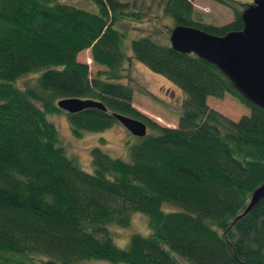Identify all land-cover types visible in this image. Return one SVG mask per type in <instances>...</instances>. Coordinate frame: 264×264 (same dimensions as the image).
<instances>
[{"label":"trees","instance_id":"obj_1","mask_svg":"<svg viewBox=\"0 0 264 264\" xmlns=\"http://www.w3.org/2000/svg\"><path fill=\"white\" fill-rule=\"evenodd\" d=\"M88 1L91 9L65 0H0V257L264 264V196L237 218L264 181V110L214 65L169 43L176 25L219 36L241 30L249 3L214 0L232 13L216 25L193 0ZM144 21L148 31L140 30ZM161 28L163 38L156 36ZM85 49L105 68L94 76L77 60ZM132 60L184 94L176 127L132 106L134 88L121 81ZM29 74L33 81L18 86ZM226 94L249 113L231 120L208 106V97ZM66 98L100 101L106 111L68 113L57 107ZM61 112L75 138L114 126L113 113L144 122L147 131L128 142V160L92 147L86 171L48 119ZM134 214L146 217L148 233L133 232L120 247L108 227H128Z\"/></svg>","mask_w":264,"mask_h":264},{"label":"rangeland","instance_id":"obj_2","mask_svg":"<svg viewBox=\"0 0 264 264\" xmlns=\"http://www.w3.org/2000/svg\"><path fill=\"white\" fill-rule=\"evenodd\" d=\"M76 6H82L91 9V2L88 0H65ZM150 5V0H144ZM240 3H251L253 0H236ZM194 8L205 16V21L222 25L232 19L230 9L214 0H193ZM155 8V4L152 5ZM170 24L169 20H164ZM134 23L129 25L130 34L134 35ZM151 24L144 21L140 25V30L148 31ZM166 34L164 28L156 32V36L163 38ZM77 60L89 65L90 76L105 69L103 66L95 64L91 59L89 49H85L77 54ZM123 71V83H128L133 86L134 93L132 106L142 115L146 116L153 122L161 126L176 127L177 113L180 104L184 99V94L174 84L168 81L160 74L152 72L148 67L140 62L132 60L125 63ZM34 75L29 74L17 81V85L24 87L26 82L31 83ZM150 94L151 97L148 95ZM207 104L210 108L216 110L223 116L231 120H238L241 116L248 114L249 109L242 104L237 98L226 94L222 98L208 97ZM57 127L62 143L66 147L67 153L75 157L81 168L86 171H91L90 150L97 146L103 151L114 157H122L129 159L128 142L135 136L130 134L119 122L114 126L100 132H85L79 138L72 136L67 116L64 112L50 115L48 119ZM147 219L144 215L134 214L128 227L109 226V232L114 239V242L123 247L126 245L127 239L133 232L142 234L148 233ZM0 264H44L42 258L30 259L26 255H12L10 257H0ZM82 264H108L106 261H88Z\"/></svg>","mask_w":264,"mask_h":264},{"label":"water","instance_id":"obj_3","mask_svg":"<svg viewBox=\"0 0 264 264\" xmlns=\"http://www.w3.org/2000/svg\"><path fill=\"white\" fill-rule=\"evenodd\" d=\"M243 27L224 35H213L196 27H172L169 43L184 54H195L214 65L246 100L264 110V0H253L240 14ZM57 107L68 113L87 108L106 111L96 100L66 98ZM115 119L131 134L146 135L147 126L135 118L113 113ZM264 196V181L256 187L241 216L245 215Z\"/></svg>","mask_w":264,"mask_h":264}]
</instances>
